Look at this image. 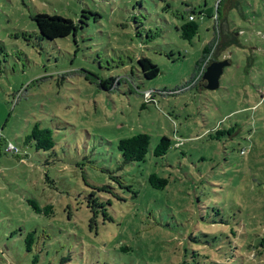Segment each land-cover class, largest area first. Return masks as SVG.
<instances>
[{"label":"rangeland","instance_id":"374dc122","mask_svg":"<svg viewBox=\"0 0 264 264\" xmlns=\"http://www.w3.org/2000/svg\"><path fill=\"white\" fill-rule=\"evenodd\" d=\"M36 13L79 27L49 40ZM211 43L215 90L190 81ZM35 124L52 148L26 141ZM140 132L145 160L124 164ZM263 233L264 0H0V264H264Z\"/></svg>","mask_w":264,"mask_h":264},{"label":"trees","instance_id":"16d2710c","mask_svg":"<svg viewBox=\"0 0 264 264\" xmlns=\"http://www.w3.org/2000/svg\"><path fill=\"white\" fill-rule=\"evenodd\" d=\"M192 14L195 15L194 11H190V14H188L187 16V20L179 27L182 37L188 40H191L197 34L199 28L197 20L198 17L202 15L201 13L199 15H195V19L191 20L189 19V16ZM32 19L35 21L41 37L49 40H55L57 38L75 34L77 28L79 27L78 23L74 20L58 14L51 15L47 13H36L32 16ZM82 25H85V22H83ZM216 31V34L219 35V30H217V28ZM235 41L237 42V40L234 39L232 44L236 43ZM212 45L213 43H211L210 45H206L203 48L202 58L197 63L196 68H198L199 65L209 55ZM137 64L140 67L143 77H145L146 79L155 78L160 71L159 67L155 63L144 56L137 58ZM191 79L192 80L190 81L192 82L194 78L192 77ZM116 80L117 78L108 77L101 80L99 86L107 90L110 88L109 84H113ZM149 140L150 136L147 133L143 132L120 139L117 147L121 153L122 162L125 164L130 162L144 161L148 152ZM26 141L33 142L36 149L47 150L54 146L52 130L48 127H40L39 124H35L33 126L31 132L26 136ZM170 146L171 139L167 136H162L154 149V155H165ZM148 181L155 188H164L168 184L167 178L159 177L155 173L150 174ZM29 203L34 210H36L37 212L41 211V208L34 201H29ZM50 208V205H46L43 210L46 211ZM33 234L34 231L28 234V243H31L33 241ZM258 246L264 250V233L258 242ZM28 249H30V246H28ZM180 264H206V262L201 261L198 258L197 252H193L190 259H184Z\"/></svg>","mask_w":264,"mask_h":264},{"label":"water","instance_id":"95a60500","mask_svg":"<svg viewBox=\"0 0 264 264\" xmlns=\"http://www.w3.org/2000/svg\"><path fill=\"white\" fill-rule=\"evenodd\" d=\"M228 64V60L211 62L200 78V85L207 90L217 89L219 87V80L223 74V70Z\"/></svg>","mask_w":264,"mask_h":264},{"label":"built area","instance_id":"2783aa9c","mask_svg":"<svg viewBox=\"0 0 264 264\" xmlns=\"http://www.w3.org/2000/svg\"><path fill=\"white\" fill-rule=\"evenodd\" d=\"M215 18H216V16H215ZM189 19H191V20H194L195 19V15H190L189 16ZM209 55H210V53H209ZM209 55L206 57V59L199 65V67L197 68V74H196V76L194 77V80L193 81H195V80H200V78L202 77V75H203V73H204V71H205V69L207 68V66L210 64L209 62H210V59H209ZM7 151H10V152H14V153H16L18 150H17V148H15L13 145H11V144H9V146L7 147Z\"/></svg>","mask_w":264,"mask_h":264}]
</instances>
